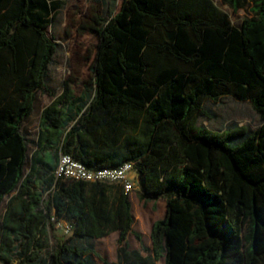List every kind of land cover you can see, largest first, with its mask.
<instances>
[{"label": "trees", "instance_id": "trees-1", "mask_svg": "<svg viewBox=\"0 0 264 264\" xmlns=\"http://www.w3.org/2000/svg\"><path fill=\"white\" fill-rule=\"evenodd\" d=\"M256 13L236 27L213 0H123L97 30L94 95L76 97L64 84L43 112L26 175L21 129L58 44L47 34L46 2L0 0V209L9 198L0 262L264 264V0ZM223 97L251 102L262 126L197 127L205 101ZM61 152L90 169L135 164L140 199L166 200L152 250L134 231L130 195L119 185L57 178ZM41 186L51 189L47 203ZM53 218L70 222L73 239L51 248ZM114 232L116 263L81 244ZM130 234L141 251L130 250Z\"/></svg>", "mask_w": 264, "mask_h": 264}, {"label": "rangeland", "instance_id": "rangeland-1", "mask_svg": "<svg viewBox=\"0 0 264 264\" xmlns=\"http://www.w3.org/2000/svg\"><path fill=\"white\" fill-rule=\"evenodd\" d=\"M40 4L46 2L50 6V16L47 18L50 27L47 30L49 38L58 44L57 52L48 69L45 85L38 93L36 109L32 116L24 122L21 132L29 146V157L26 165L28 175L33 161V154L37 147L40 130L41 111L50 105L55 95H61L64 84L67 82L76 97L82 96L86 90L94 95L96 57L100 41L97 30L117 15L123 0H37ZM258 0H237L232 5L227 0H213L215 5L227 13L232 24L239 27L245 18H255L256 3ZM193 123L197 127H205L213 132H224L238 128H245L248 133H254L263 124L260 115L255 111L249 101H238L232 97H223L218 102L205 101L203 113L197 116ZM40 192L43 200H50L51 189L41 186ZM141 191L138 189L130 195L133 214L137 221L136 229L141 226H151L156 220L165 217L166 205L161 200L147 198L140 199ZM9 198L5 200L0 209V240L3 233L4 216L7 211ZM51 237L50 246L53 248L56 240H72L73 228L70 222L66 224L56 220L49 223ZM80 244L78 241H74ZM130 248H135L138 240L130 236ZM149 241L146 239V245ZM81 244L94 246L97 253L110 263L118 261L117 235H111L102 240L84 241ZM145 254H147L145 252ZM86 264H104L92 256ZM15 258L11 264H18ZM0 264H5L0 262ZM158 264H165L164 261Z\"/></svg>", "mask_w": 264, "mask_h": 264}, {"label": "built area", "instance_id": "built-area-1", "mask_svg": "<svg viewBox=\"0 0 264 264\" xmlns=\"http://www.w3.org/2000/svg\"><path fill=\"white\" fill-rule=\"evenodd\" d=\"M56 175L68 181L119 185L129 195L139 189V174L131 162L114 169H90L72 155L61 152Z\"/></svg>", "mask_w": 264, "mask_h": 264}, {"label": "crops", "instance_id": "crops-1", "mask_svg": "<svg viewBox=\"0 0 264 264\" xmlns=\"http://www.w3.org/2000/svg\"><path fill=\"white\" fill-rule=\"evenodd\" d=\"M51 105V104H50ZM50 105H48L47 107H49ZM46 107V108H47ZM46 108H44V109H42V111H41V118H42V115H43V112H44V110L46 109ZM35 109H36V106H35ZM35 109H34V111H35ZM34 113V112H33ZM162 199V198H161ZM161 199H159V200H161ZM158 199H154V201L156 202ZM164 201H165V205H166V200L164 199ZM165 216H166V210H165ZM165 218V217H164ZM163 218V219H164ZM162 220V219H161ZM157 221H159V220H156V221H154L153 223H152V225L151 226H141L139 229H136V224H137V221H135V225H134V231H136V232H138V233H140L141 235H142V237H143V242H144V244L146 245V239L149 241V243L146 245V247L148 248V249H150V250H152V239H151V231H152V228H153V226H154V224L157 222ZM62 223H64V224H66L68 221H61ZM111 235H117V240L119 241V232H114V233H112ZM111 235H109V236H111ZM108 236V237H109ZM130 236H133V237H135V235L134 234H130L129 235V237H128V241H129V239H130ZM105 238H107V237H105ZM105 238H103V239H105ZM136 238V237H135ZM96 240H102V239H96ZM139 242V241H138ZM129 243V242H128ZM129 247H130V245H129ZM119 248H120V246H119V243H118V250H119ZM130 250L131 251H141L142 250V244L139 242L136 246H135V248H130ZM96 251H97V249H96ZM152 253V252H151ZM142 254L144 255V256H147L148 255V253L147 254H145V252H143L142 251Z\"/></svg>", "mask_w": 264, "mask_h": 264}]
</instances>
